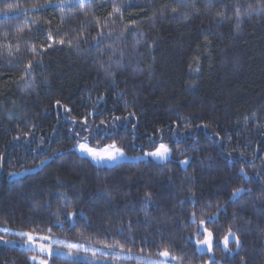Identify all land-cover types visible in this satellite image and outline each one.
Listing matches in <instances>:
<instances>
[{
	"label": "trees",
	"instance_id": "1",
	"mask_svg": "<svg viewBox=\"0 0 264 264\" xmlns=\"http://www.w3.org/2000/svg\"><path fill=\"white\" fill-rule=\"evenodd\" d=\"M115 3L122 16L109 18L113 0H0V226L151 258L163 243L182 264H210L192 213H215L216 237L231 225L242 242L238 254L214 247L218 264H264V0ZM236 5L259 11L237 18ZM97 125L91 145L165 143L171 157L96 165L74 145ZM0 264L32 263L0 244Z\"/></svg>",
	"mask_w": 264,
	"mask_h": 264
},
{
	"label": "snow or ice",
	"instance_id": "2",
	"mask_svg": "<svg viewBox=\"0 0 264 264\" xmlns=\"http://www.w3.org/2000/svg\"><path fill=\"white\" fill-rule=\"evenodd\" d=\"M73 2L79 3L81 5H83L86 0H60V4H71ZM236 16L237 18H239L242 14H251L252 12H256L259 11L258 9H253L251 5L248 6V11L246 13H242L241 12V8L239 5H236ZM173 13H175L177 10L175 8L172 9ZM116 14H121V5L115 3V0H113V7H112V11L108 13V17L111 18ZM88 14L85 13V16H87ZM219 15V13H218ZM97 23L99 24V21H97ZM103 26H107V18L105 21V25ZM236 29L239 30V24H237ZM22 31V30H21ZM103 33L100 32L97 34V37H94V39H98L99 37H102ZM109 36H111V32L109 33ZM51 39V37H49ZM61 44L64 43L63 40L59 41ZM49 47H51V45H49ZM19 50V46L17 45V51ZM34 51V50H33ZM116 49H113V52H115ZM8 52L11 55L12 54V48L11 45H8ZM122 55V53H121ZM109 59H111V57H109ZM32 61L28 62L27 65V69L26 71H30L31 67H32ZM101 68H104V65L101 64ZM106 72H108V69H104ZM110 74V73H109ZM99 99H103V97L101 96ZM55 104L57 106H60L61 102L59 100L55 101ZM65 111H70V109L65 108ZM94 113H89V115H93ZM134 115V113H129L123 117L120 116H113L112 120H111V124L114 126L116 124L117 121H120L121 119L123 120H128L130 116ZM76 123V119L73 118V124ZM81 123L83 125H87L88 124V120L87 117H85ZM106 122L105 121H101L100 125H105ZM100 125H97L96 129H90L88 127H83L82 131L88 133L87 135H84L83 137H80L79 133H76L78 140L82 141V142H78L76 145V150L79 151L81 154H85L88 157H90L94 162H96L98 165L103 163L105 160L108 161H117L119 159H122L124 157V151L123 148L121 146H118L117 143L115 141H113L111 144H104L103 147L100 146L99 141L97 142V144L95 146L90 145L89 141L90 139L93 137V135L97 134L100 131ZM70 131H74V129H70ZM105 131V135H111V133H108L106 128L104 129ZM159 131V130H158ZM30 133H25V135H29ZM14 139H19V137H14ZM171 149L169 148V146L165 143H160L157 147H155L154 151L151 152H146L144 153L145 156H151L154 157L156 159H158L159 161H164L166 162L169 159V156L171 155ZM243 155V154H241ZM47 158L45 160H41L40 163L44 164L46 162ZM181 165H186L188 163V159L185 158L184 160L179 162ZM241 174L244 175L243 169L240 170ZM245 189L243 188H235L233 189L232 192V197L233 199L238 197L242 192H244ZM250 191V190H249ZM148 194H146L147 196ZM147 206V201H146V205ZM65 207H70V205L67 204V202H65ZM82 214V213H81ZM67 217L69 219H71L74 215H76L75 212L73 211H68L66 213ZM217 220V214L213 213L211 215H206L204 216V218L200 219L199 222H197L196 220V213L193 212L192 213V223L196 225V229L194 232V235L196 237L195 239V245L198 251L204 252L205 250L208 253H213V249L214 247H221L222 246V250L226 253H235L238 254L241 246H242V242L239 238V236L237 235V233L235 231H233V227L231 225H229V227L227 228V231L224 233L223 238L219 239L216 237L215 235V230L208 227L207 225L209 224H215ZM63 225H61L62 227ZM5 232L9 231V229L5 228L4 229ZM49 231H51V229H49ZM17 235L21 236V237H26L25 240V247L28 251H33L36 252L38 251L41 255L43 254H47L49 257L52 256L53 252L52 249L50 247L49 244L44 243L43 241H49L51 238L48 236H38L35 234V232H19L17 233ZM203 236V239H200V237ZM0 241H2L5 244L8 243H12V241H7L4 240L3 237H0ZM58 244H62L65 247L69 248V249H74V248H83L85 247L82 244H73L71 242H67V241H55ZM230 244H235V248H231ZM112 247V246H109ZM121 250L123 246H120ZM85 250L87 251L88 249L85 248ZM113 251H115L114 248H112ZM93 252L96 251H100L99 249H92ZM58 255L62 254V253H57ZM67 255L69 257H73L75 254L72 251H69L67 253ZM119 253H117V258H119ZM158 256L162 257L163 259H157V260H151L148 259L146 261V264H180L181 261V257L175 255L174 253H172L170 251V245L167 244H163L162 243V250L158 252ZM128 258H131L130 256ZM32 261H38V264H48V260L46 259H42L36 255H33L29 258ZM136 259L140 260L143 259L141 257H137ZM210 264H218V262L215 260L214 255L210 256ZM241 264H246V261H244L243 258H241Z\"/></svg>",
	"mask_w": 264,
	"mask_h": 264
},
{
	"label": "rangeland",
	"instance_id": "3",
	"mask_svg": "<svg viewBox=\"0 0 264 264\" xmlns=\"http://www.w3.org/2000/svg\"><path fill=\"white\" fill-rule=\"evenodd\" d=\"M78 142H82V141H78ZM78 142H76V144L74 145V150L78 154L89 158L93 163L98 165L90 157H88L85 154H81L79 151L76 150V145H77ZM109 144H111V143H109ZM92 146H94V145H92ZM101 147H103V146H101ZM154 150H148L146 152H151V151H154ZM146 152H144V153H146ZM144 153L140 152V153H134L133 154V153H127V152L124 151V157L122 159H119V160H117L115 162L105 160L103 163L99 164V166L109 167V166H113V165H115L116 163H119V162L129 161V160L137 161V160H140V159H152V160H155V161H159L158 159H156L154 157L145 156ZM170 157H171V155L169 156V158ZM159 162H163V161H159ZM183 166H185V165H183ZM19 175L20 174L15 173L13 175V177H17ZM5 228L9 229V231L5 232L4 231ZM19 232H25V231H18V230L14 229V228L0 226V237H3L4 240L12 241V243H8L10 245H19V246L24 247L26 249V247L24 246L26 237H21V236L17 235V233H19ZM36 235H38V236H48V237L51 238L49 241H43V242L50 245V247L52 249V252H53L52 256L53 255H58L57 253H62V254H60L61 256H68L67 253L69 251H72L75 254L73 256V258H80V259L91 261V262L98 263V264H146V261L148 259H151V260L163 259L162 257L151 258V257H148V256L143 255V254H138V253H134V252H130V251H124V250H121L119 248H114L115 251H113L112 248H109V247H99V246L93 245V244H91L89 242H85L83 240L75 242L73 240L64 238V237L59 236V235H40V234H36ZM200 239H203V236H201ZM61 240L62 241H67V242H71L73 244H82L85 247L69 249V248L65 247L64 245L58 244V243L55 242V241H61ZM0 244H5V243L0 241ZM85 248H87L88 250L86 251ZM92 249H99L100 251L93 252ZM28 252H29V258L31 256H33V255H36V256H38V257H40L42 259L48 260V264H50V262H51L50 258L52 256L49 257L47 254L41 255L38 251H36V252L28 251ZM199 252H201V251H199ZM204 252L208 253L206 250ZM117 253L120 254L119 258H117ZM208 254L211 256L212 253H208ZM129 256L131 258H128ZM137 257H141L143 259L138 260V259H136ZM30 262L32 264H38V261L30 260ZM180 264H182V263H180Z\"/></svg>",
	"mask_w": 264,
	"mask_h": 264
}]
</instances>
